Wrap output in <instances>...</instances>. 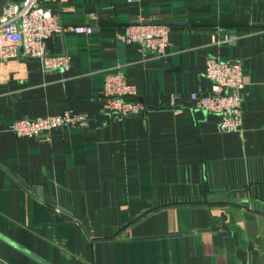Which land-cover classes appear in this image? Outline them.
I'll return each mask as SVG.
<instances>
[{
    "label": "crops",
    "instance_id": "crops-1",
    "mask_svg": "<svg viewBox=\"0 0 264 264\" xmlns=\"http://www.w3.org/2000/svg\"><path fill=\"white\" fill-rule=\"evenodd\" d=\"M15 1L0 0V14ZM40 3L61 25L94 29L48 40L70 56L67 70L0 61V233L36 256L0 238V264H264V211L251 207L264 202V0ZM140 21L169 26L165 56L118 38ZM211 56L241 63L240 132L190 107L191 92L209 89ZM112 71L146 115L108 113L100 92ZM66 110L90 113L88 126L10 130Z\"/></svg>",
    "mask_w": 264,
    "mask_h": 264
},
{
    "label": "built area",
    "instance_id": "built-area-1",
    "mask_svg": "<svg viewBox=\"0 0 264 264\" xmlns=\"http://www.w3.org/2000/svg\"><path fill=\"white\" fill-rule=\"evenodd\" d=\"M41 0H20L8 3L0 14V61H6L19 54L36 59L44 71L67 70L70 56L66 53H51L47 42L55 33L71 29L75 33H91L92 26L67 27L58 23L56 16ZM169 26L157 22L129 24L118 36L123 42H135L143 52L163 57L169 45ZM20 47L23 48L19 52ZM204 74L210 82L203 93L191 92L189 97L193 109L218 115V130L240 132L242 129L243 72L239 60H221L208 57ZM100 95L109 114L120 117L146 115L149 107L138 98L136 86L127 80L122 71L107 72ZM177 95L171 97V105ZM91 119L88 112L70 110L46 114L33 118L21 117L10 125L17 137H39L52 129L87 127ZM251 207L264 211V202H254ZM61 211L60 207H55ZM83 222L81 217H78Z\"/></svg>",
    "mask_w": 264,
    "mask_h": 264
},
{
    "label": "water",
    "instance_id": "water-1",
    "mask_svg": "<svg viewBox=\"0 0 264 264\" xmlns=\"http://www.w3.org/2000/svg\"><path fill=\"white\" fill-rule=\"evenodd\" d=\"M20 49H21V52H22V50H23V48L22 47H20ZM19 49V50H20ZM262 191V188H260V187H256V188H252V192L253 193H256L257 195L258 194H260V192ZM39 192H40V194H41V189H39ZM258 192V193H257ZM256 196V195H255ZM63 211H65V212H67V213H69V214H72L71 213V211H69L68 209H66V208H64V207H60ZM262 211V210H261ZM0 238L1 239H3L5 242H7L8 244H10V245H12L13 247H15V248H17L18 250H20V251H22V252H24V253H26V254H28L29 256H31V257H33V258H36V256L35 255H33L32 253H30L29 251H26L25 249H23L22 247H20V246H18L16 243H14L13 241H11V240H9L7 237H5V236H3L1 233H0Z\"/></svg>",
    "mask_w": 264,
    "mask_h": 264
}]
</instances>
